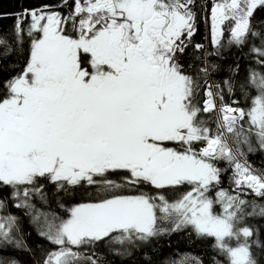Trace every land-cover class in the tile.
I'll use <instances>...</instances> for the list:
<instances>
[{
    "label": "snow or ice",
    "instance_id": "6c2138e0",
    "mask_svg": "<svg viewBox=\"0 0 264 264\" xmlns=\"http://www.w3.org/2000/svg\"><path fill=\"white\" fill-rule=\"evenodd\" d=\"M0 264H264V0L0 9Z\"/></svg>",
    "mask_w": 264,
    "mask_h": 264
},
{
    "label": "trees",
    "instance_id": "16d2710c",
    "mask_svg": "<svg viewBox=\"0 0 264 264\" xmlns=\"http://www.w3.org/2000/svg\"><path fill=\"white\" fill-rule=\"evenodd\" d=\"M16 5V0H0V9H11L12 7H14ZM10 23V21H8ZM197 40L201 39V36H197L196 37ZM250 161H252L254 163V166H257L259 164V160L256 157H249ZM180 249H184V245L180 244L179 245ZM190 251H193L197 254L201 253V249L199 248H193Z\"/></svg>",
    "mask_w": 264,
    "mask_h": 264
}]
</instances>
